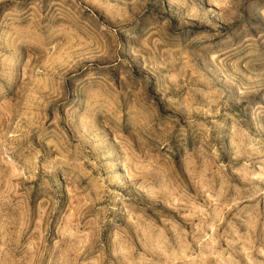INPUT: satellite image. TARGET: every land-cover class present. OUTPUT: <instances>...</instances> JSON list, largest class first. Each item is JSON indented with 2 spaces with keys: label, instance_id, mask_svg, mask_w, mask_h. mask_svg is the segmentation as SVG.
<instances>
[{
  "label": "clouds",
  "instance_id": "1",
  "mask_svg": "<svg viewBox=\"0 0 264 264\" xmlns=\"http://www.w3.org/2000/svg\"><path fill=\"white\" fill-rule=\"evenodd\" d=\"M0 264H264V0H0Z\"/></svg>",
  "mask_w": 264,
  "mask_h": 264
}]
</instances>
